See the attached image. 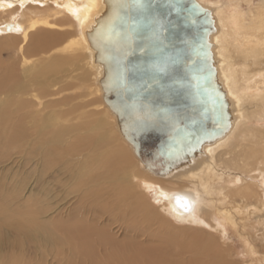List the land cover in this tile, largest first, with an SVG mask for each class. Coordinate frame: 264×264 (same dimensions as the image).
Returning a JSON list of instances; mask_svg holds the SVG:
<instances>
[{
  "label": "bare ground",
  "instance_id": "1",
  "mask_svg": "<svg viewBox=\"0 0 264 264\" xmlns=\"http://www.w3.org/2000/svg\"><path fill=\"white\" fill-rule=\"evenodd\" d=\"M195 1L208 10L212 20L207 35L209 63L228 124L218 136L186 151L180 160L160 170L151 167V172L103 99L100 77L104 68L96 60L99 52L92 42L110 13V0H0V47L4 51H0V131L16 149L14 153L34 154L35 166L50 172L51 180L61 183L63 194L75 197V206L63 211L66 219L44 215L47 211L57 213L61 205L54 208L53 197L49 198L43 183L34 197L35 214L23 220L12 218L10 225L23 233L25 240L48 252L51 263L114 264V242L110 243L108 234L99 248L90 243L98 244L92 237L104 233L95 225L97 216L104 215L98 208L114 196L115 203L126 206L124 214L119 209L116 215L134 217L144 204L132 192L134 182L173 220L206 226L219 238H227L226 226H238L237 215L264 212V4L247 16L232 10L230 4L222 7L219 1ZM80 59L89 66L88 72H82L83 81L86 75H93L88 86L96 89L89 93L98 94L103 101L121 145L112 144L110 134V142L101 139L106 126L103 119L97 117L92 123L79 118L97 112H80L69 106L71 98H58L74 85ZM70 114L75 122L60 123ZM251 172L256 173L253 176ZM0 201V213L5 214L7 207L1 197ZM103 208L107 212L106 206ZM145 208L143 218H153V210ZM247 241L252 258L243 264H263L261 258H254L255 247ZM216 244L208 233L189 247L190 258L209 264L206 259L214 257L220 263L224 250L218 251ZM25 258L22 254L2 258L0 264H43L38 258L29 262Z\"/></svg>",
  "mask_w": 264,
  "mask_h": 264
},
{
  "label": "water",
  "instance_id": "2",
  "mask_svg": "<svg viewBox=\"0 0 264 264\" xmlns=\"http://www.w3.org/2000/svg\"><path fill=\"white\" fill-rule=\"evenodd\" d=\"M110 2L92 42L103 99L144 166L164 169L228 124L209 63L212 20L195 0Z\"/></svg>",
  "mask_w": 264,
  "mask_h": 264
},
{
  "label": "rangeland",
  "instance_id": "3",
  "mask_svg": "<svg viewBox=\"0 0 264 264\" xmlns=\"http://www.w3.org/2000/svg\"><path fill=\"white\" fill-rule=\"evenodd\" d=\"M212 1H219L221 3V6H227L228 4H230L228 6H230L232 10L238 12L240 11L242 13H245L247 16L252 13H255L257 9L262 4H264V0ZM0 51L2 53L4 52L2 51L1 47ZM88 70L89 66L86 64V61L80 59L76 63V70L74 72L75 78L72 80L74 85L67 90L68 92L65 91L60 93L58 98L64 96H67L71 99L73 98L72 101L71 99L70 101H68V104L69 106H75L80 112H90V110L97 112V115L85 116L83 114L80 115L79 118H81V121L91 120L92 123H94V120L97 117L103 119L106 122V126L103 130L105 134L102 135L101 139L106 143L110 142V137H108L110 134L114 137L112 144L121 145V140L119 139V136L115 131V127L113 126V118L112 116L108 115V113L105 111L103 101L101 100V98H99L98 94L89 93L92 88H95V86H88V84L92 81L93 75H86V80L83 81L84 79L82 78V75L85 72H88ZM43 101L44 100H42V102ZM69 106L66 105V107L68 108ZM63 108H65V106H63ZM74 117V115H71L70 117L66 119H61L59 121L60 123H62L63 121L67 123H73L75 122V120L72 119ZM89 132L97 133V131L94 130H91ZM14 150L16 149L12 145H9L7 143L5 137L0 131V197L2 198L3 203L7 207V211L5 214L0 213V262L2 258L6 259L7 257L11 258L13 256L15 257L19 254H22L23 258L26 257L25 259L28 260V262L31 259L36 260V258H38V260L40 259L43 264H55L51 263L52 258L51 255L48 254V252H45V250H41L42 248L32 242H29V239L26 238L25 240L23 233L21 234L10 224L12 222L13 217L16 219L23 220L26 216H29L30 214H35L34 206H36V203L34 201V197L37 191L42 189L41 186H43V183L47 184L46 186L48 188L47 193L49 195V198L50 196L53 197L51 201H53L52 205L55 206L54 208H56L59 204L61 205L60 207L58 206L59 208L57 209V213L56 211H47L44 215L49 214V217L52 218L55 217L54 215L56 214L57 219H66L65 217L67 215H65L63 211H65V209L67 208H72L73 206H75L76 203H73V198L75 197L73 196V194H63L61 192V183H57L56 181L54 182L53 180H51L48 175L50 174V172L44 173L41 171L40 166H35V158L33 156L34 154H31L29 152L14 153ZM255 173L256 172H251L250 174L254 176ZM252 180L254 181V178H252ZM255 182H258V180L255 179ZM132 188L133 194L137 197L139 196L138 198L142 199V201L144 202L142 206L140 205L141 210L144 207H146V210L149 208L152 209L154 213L153 218L150 216V218L147 216L143 218V210H137L139 212H135L134 214L136 215H134V217H131V219H128L127 217H122L126 206L123 207L121 202L115 203L116 198L114 196V198L112 197V199L110 197L109 202L104 200L105 202H102L98 208L100 209L101 213H103L104 211V215L97 216V218L102 219L101 217H103V219L101 221L98 219L95 222V225L102 227L104 229V233L97 237H92L93 239H98V244L96 242H93V240H91L90 243L95 248H99L101 244L105 242V239H107L106 235L108 234V239H110V243L114 242V248L112 249L114 250V264L116 263V261H119V258L121 259L116 264H132L134 263V259L136 260L134 264H154L158 262L163 264H202L200 259L192 260L193 258H190L191 252L189 247L191 245L199 243L200 240L206 237L208 233H212V237L217 243L216 246L218 251L224 250V257L222 258L225 261L222 260L218 264H243V262H250V258H252L251 255H249V251H251V246L249 245V241H247V239H250L252 245H254L255 247L254 249L257 255H254V258L255 256L257 258H261L264 264L263 211H259L258 213H253L249 215L247 214V216L245 212L243 214L237 215V220L239 221L238 226H226L227 238L224 239L222 236L221 238H219L216 233H214L206 226H197L189 223H179L173 220L169 215H167L160 208H158L156 204H153L150 201L148 194H142L143 192L141 191V188H139L136 182L132 183ZM253 190L257 192V188H254ZM110 203L113 205H110ZM133 203H135L134 200ZM102 204L104 205V207L106 206L107 212H105L106 209L103 208ZM118 204L120 205V207L118 206ZM13 209L16 210V213L13 211ZM113 210L114 212H112ZM118 211L119 213L123 212V214H121V216H117L116 213ZM107 213L109 214V217ZM113 215L116 219L113 218ZM108 220H114V223L109 222ZM101 222L103 223L101 224ZM126 222H128L129 224ZM126 224H128L129 226ZM111 239L115 240L111 241ZM128 244L129 246L131 245V247H127ZM116 248L117 250H115ZM131 250L132 252H134L135 256H133L134 254L131 252ZM127 251H129L130 253ZM116 254L118 256H115ZM123 258L126 260H124ZM122 259L124 262H121ZM127 259L131 260L132 262H129V260L127 261ZM208 259H211L212 261ZM208 259L206 260L209 262V264H217L214 257H209ZM140 261L142 262L140 263ZM253 264L257 263L254 262Z\"/></svg>",
  "mask_w": 264,
  "mask_h": 264
}]
</instances>
